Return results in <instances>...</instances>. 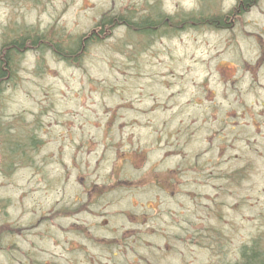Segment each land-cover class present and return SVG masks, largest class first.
<instances>
[{"label":"rangeland","instance_id":"rangeland-1","mask_svg":"<svg viewBox=\"0 0 264 264\" xmlns=\"http://www.w3.org/2000/svg\"><path fill=\"white\" fill-rule=\"evenodd\" d=\"M238 1L0 0V48H78L25 47L0 84V264L264 252V0Z\"/></svg>","mask_w":264,"mask_h":264},{"label":"trees","instance_id":"trees-1","mask_svg":"<svg viewBox=\"0 0 264 264\" xmlns=\"http://www.w3.org/2000/svg\"><path fill=\"white\" fill-rule=\"evenodd\" d=\"M243 1L245 2L247 0ZM248 1L250 2V0ZM149 20L142 18L140 21L142 25L144 21L147 22L146 25H144V27L146 26L145 29L149 28L150 26H154V23H156L155 20H153L154 22ZM219 20L220 17L217 19L214 17L208 18L207 21L200 19V22L207 25L210 23L217 27L219 24H221ZM121 22V16L119 15H110L109 17H107V15H103L97 22L96 26L99 28V31L104 32V29L120 25ZM126 24L129 28H132V26H137L131 21L126 22ZM140 27L141 25L137 27V30H139ZM21 34L23 35L20 36ZM96 39V37L91 36L89 41H96ZM31 46L37 47L38 49H51L54 55L59 56L66 62H69V60H72V58L77 55L75 51L78 49L70 46L65 49L61 44V40H53V38L47 36V34L35 33V35L31 36V34L28 32L22 31L21 33L14 36V38L5 40V42H3L1 45L0 51L2 52V55H0V84L1 82L6 81V76L8 74L14 75V71L16 70L15 63L17 62L16 56L22 53V50L25 47ZM17 145L18 144L15 146ZM240 252H242V262H240V264H264V252L259 247H256L254 242L249 247L242 246Z\"/></svg>","mask_w":264,"mask_h":264},{"label":"flooded vegetation","instance_id":"flooded-vegetation-1","mask_svg":"<svg viewBox=\"0 0 264 264\" xmlns=\"http://www.w3.org/2000/svg\"><path fill=\"white\" fill-rule=\"evenodd\" d=\"M254 1L255 0H250V2H249L247 0V1L244 2L243 0H239L238 1L239 5H238L237 9L235 10V14H238L242 10L248 9L252 4H254ZM11 152L14 153L16 151L12 150ZM239 252H240V250H239ZM240 257H242V252H240Z\"/></svg>","mask_w":264,"mask_h":264}]
</instances>
